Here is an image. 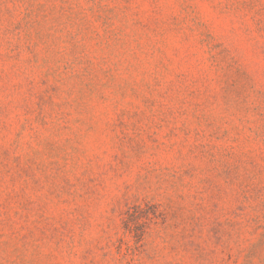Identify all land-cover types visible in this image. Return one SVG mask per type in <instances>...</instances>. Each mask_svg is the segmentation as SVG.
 I'll use <instances>...</instances> for the list:
<instances>
[{
	"label": "rangeland",
	"instance_id": "374dc122",
	"mask_svg": "<svg viewBox=\"0 0 264 264\" xmlns=\"http://www.w3.org/2000/svg\"><path fill=\"white\" fill-rule=\"evenodd\" d=\"M0 264H264V0H0Z\"/></svg>",
	"mask_w": 264,
	"mask_h": 264
}]
</instances>
